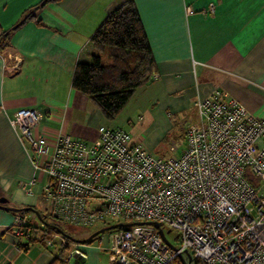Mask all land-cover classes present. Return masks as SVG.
<instances>
[{
  "label": "crops",
  "instance_id": "1",
  "mask_svg": "<svg viewBox=\"0 0 264 264\" xmlns=\"http://www.w3.org/2000/svg\"><path fill=\"white\" fill-rule=\"evenodd\" d=\"M40 1L0 0V34ZM122 1L49 0L10 30L0 58V195L10 205L44 213L46 176L34 167L27 143L9 122L16 109L36 108L40 119L33 130L49 141L60 132L92 139L99 125L111 126L73 90L71 79L76 62L89 57L90 36ZM134 2L156 60L152 77L136 90L148 93L151 85L153 98L170 109L192 105L218 88L249 113L264 116V0ZM31 178L28 191L24 184ZM18 214L0 208V264H58L60 238L28 229L26 221L42 225L34 212L26 213L33 217L25 222ZM109 233L65 246L83 250L84 264H110Z\"/></svg>",
  "mask_w": 264,
  "mask_h": 264
},
{
  "label": "built area",
  "instance_id": "2",
  "mask_svg": "<svg viewBox=\"0 0 264 264\" xmlns=\"http://www.w3.org/2000/svg\"><path fill=\"white\" fill-rule=\"evenodd\" d=\"M192 106L197 123L170 157L152 154L120 126L99 125L92 139L60 132L49 141L33 130L36 108L16 109L9 122L46 176L52 216L74 227L154 221L176 232L177 244L166 237L171 249L152 225L112 229L110 264H182L179 255L187 264H264V116L218 88ZM33 183L24 184L28 191ZM85 259L73 246L63 264Z\"/></svg>",
  "mask_w": 264,
  "mask_h": 264
},
{
  "label": "trees",
  "instance_id": "3",
  "mask_svg": "<svg viewBox=\"0 0 264 264\" xmlns=\"http://www.w3.org/2000/svg\"><path fill=\"white\" fill-rule=\"evenodd\" d=\"M48 1L41 0L26 10L16 27L32 17L33 12ZM14 28L0 34V52L6 45L10 30ZM89 42L92 50L88 59L76 62L71 86L77 94L87 98L106 121H111L120 114L136 89L152 77L156 67V60L134 0H124L111 8L90 36ZM6 204L10 205V202L7 201ZM30 211L19 213L24 215ZM41 215L46 220L51 216L44 213ZM67 248L58 244V264H63V255ZM178 263L177 260L176 264Z\"/></svg>",
  "mask_w": 264,
  "mask_h": 264
},
{
  "label": "rangeland",
  "instance_id": "4",
  "mask_svg": "<svg viewBox=\"0 0 264 264\" xmlns=\"http://www.w3.org/2000/svg\"><path fill=\"white\" fill-rule=\"evenodd\" d=\"M143 116V120L138 121L140 116ZM111 126H120L125 130H128L135 139H140L144 145L148 147V150L158 156L170 157L177 156L180 150L184 146V131L190 125L197 123V112L195 108L189 104L185 107L178 108L172 106L170 109L153 98L151 85L148 87V93L142 89L136 90L131 98L128 100L125 107L121 110L120 114L110 122ZM173 147H172V146ZM172 148H171V147ZM2 196V195H0ZM43 200V212L44 214L51 215V208L49 202L44 196ZM32 218L30 214H26V218ZM34 217H36L34 215ZM47 220L50 223H57L66 233H70L73 237H79L89 231L93 232L99 227L107 226L105 223H97L92 226H69V224L54 216H49ZM20 221V219H19ZM113 224L115 222H109ZM28 229H34L37 231L38 236L51 235L60 238L62 245H67L69 240L64 238L61 234L48 229L42 224L33 225L26 221ZM43 228V229H42ZM167 227H164V233L172 244H177L175 238L176 232L174 230L168 231ZM39 231V232H38ZM63 240V241H62ZM97 244V243H89ZM98 248L95 246L94 253H98ZM186 258V254L184 255Z\"/></svg>",
  "mask_w": 264,
  "mask_h": 264
},
{
  "label": "water",
  "instance_id": "5",
  "mask_svg": "<svg viewBox=\"0 0 264 264\" xmlns=\"http://www.w3.org/2000/svg\"><path fill=\"white\" fill-rule=\"evenodd\" d=\"M17 24H15L14 26H12V28L16 27ZM8 199L5 197V196H0V208L4 209V210H8V211H11L13 213H16L18 214L19 212H23L24 210H31L32 212H34L36 215H37V219L35 221H40L44 226L46 227H49L50 229H53L55 230L56 233H59L61 234L64 238H68L70 240H72L73 242L75 243H85V242H88V240L93 237V236H96L102 232H105V231H110L112 229H115V228H118V227H121L123 225H126V226H129L131 224H148V225H152L153 227L157 228L159 234L161 235L162 239L164 240V242L171 248V249H175V247L167 240L166 236H165V233H164V230L162 228V226L157 223V222H154V221H139V222H117V223H113V224H109L107 226H104V227H100L98 228L97 230H95L93 233H91L88 237L86 238H83V239H79V238H74L72 237L71 235H69L68 233H66L60 226L54 224V223H50L49 221H47L42 215L41 213L32 208V207H14V206H11V205H7ZM20 214V213H19ZM169 230H167L168 232ZM188 259H189V255H187ZM179 259L181 261L182 264H187L185 262V259L182 255H179Z\"/></svg>",
  "mask_w": 264,
  "mask_h": 264
}]
</instances>
